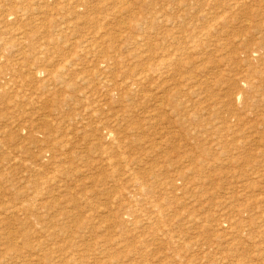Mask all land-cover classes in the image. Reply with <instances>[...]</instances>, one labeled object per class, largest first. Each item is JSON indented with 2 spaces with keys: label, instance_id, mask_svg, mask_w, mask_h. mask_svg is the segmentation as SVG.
I'll use <instances>...</instances> for the list:
<instances>
[{
  "label": "rangeland",
  "instance_id": "rangeland-1",
  "mask_svg": "<svg viewBox=\"0 0 264 264\" xmlns=\"http://www.w3.org/2000/svg\"><path fill=\"white\" fill-rule=\"evenodd\" d=\"M0 264H264V0H0Z\"/></svg>",
  "mask_w": 264,
  "mask_h": 264
}]
</instances>
